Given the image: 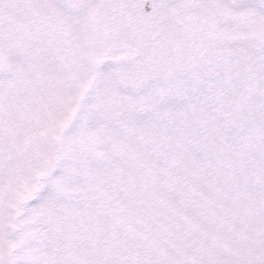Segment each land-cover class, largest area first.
Instances as JSON below:
<instances>
[{"label": "snow or ice", "instance_id": "1", "mask_svg": "<svg viewBox=\"0 0 264 264\" xmlns=\"http://www.w3.org/2000/svg\"><path fill=\"white\" fill-rule=\"evenodd\" d=\"M0 264H264V0H0Z\"/></svg>", "mask_w": 264, "mask_h": 264}]
</instances>
